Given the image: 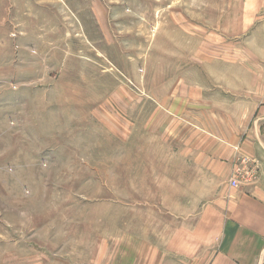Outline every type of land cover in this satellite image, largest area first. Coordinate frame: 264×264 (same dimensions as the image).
<instances>
[{
    "label": "rangeland",
    "instance_id": "obj_1",
    "mask_svg": "<svg viewBox=\"0 0 264 264\" xmlns=\"http://www.w3.org/2000/svg\"><path fill=\"white\" fill-rule=\"evenodd\" d=\"M231 3L0 0V264L193 262L175 148L247 125L235 59L264 75V12L224 39Z\"/></svg>",
    "mask_w": 264,
    "mask_h": 264
},
{
    "label": "crops",
    "instance_id": "obj_2",
    "mask_svg": "<svg viewBox=\"0 0 264 264\" xmlns=\"http://www.w3.org/2000/svg\"><path fill=\"white\" fill-rule=\"evenodd\" d=\"M231 2L221 16L222 38L239 39L263 27L264 22L261 27L254 25L264 12V0ZM252 60L248 71L245 63L235 59L231 64L234 74L229 72L222 78L230 90L239 83L240 88L244 85L247 127L244 123L235 134L213 136L217 145L198 140L193 146L175 148L187 164V177L176 182L180 195L177 200L193 201L198 212L188 225L175 229L177 234L170 238L167 249L194 258L192 263L191 258L186 259L188 264H264V75H259L257 60ZM185 128L194 133V129ZM210 133L209 129L200 132L203 136ZM236 174L239 184L235 187L230 180Z\"/></svg>",
    "mask_w": 264,
    "mask_h": 264
},
{
    "label": "built area",
    "instance_id": "obj_3",
    "mask_svg": "<svg viewBox=\"0 0 264 264\" xmlns=\"http://www.w3.org/2000/svg\"><path fill=\"white\" fill-rule=\"evenodd\" d=\"M247 172H250V170H246ZM240 172V171H239ZM237 172V173H239ZM239 181H238V174L234 175V177L230 180V185L232 186H238Z\"/></svg>",
    "mask_w": 264,
    "mask_h": 264
}]
</instances>
